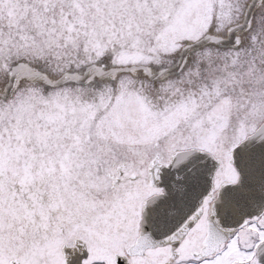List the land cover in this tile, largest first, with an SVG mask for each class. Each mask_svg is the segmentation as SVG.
I'll use <instances>...</instances> for the list:
<instances>
[{
    "label": "snow or ice",
    "instance_id": "6c2138e0",
    "mask_svg": "<svg viewBox=\"0 0 264 264\" xmlns=\"http://www.w3.org/2000/svg\"><path fill=\"white\" fill-rule=\"evenodd\" d=\"M0 264H264V0H0Z\"/></svg>",
    "mask_w": 264,
    "mask_h": 264
}]
</instances>
